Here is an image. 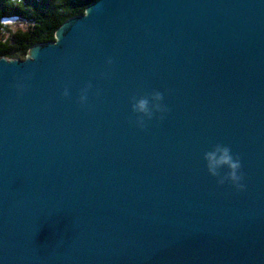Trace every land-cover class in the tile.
Listing matches in <instances>:
<instances>
[{
	"label": "water",
	"instance_id": "water-1",
	"mask_svg": "<svg viewBox=\"0 0 264 264\" xmlns=\"http://www.w3.org/2000/svg\"><path fill=\"white\" fill-rule=\"evenodd\" d=\"M0 264H264V0H95L1 57Z\"/></svg>",
	"mask_w": 264,
	"mask_h": 264
},
{
	"label": "trees",
	"instance_id": "trees-1",
	"mask_svg": "<svg viewBox=\"0 0 264 264\" xmlns=\"http://www.w3.org/2000/svg\"><path fill=\"white\" fill-rule=\"evenodd\" d=\"M95 0H0V58L25 59L30 48L56 39L57 29L68 19L84 14ZM26 27L13 29L9 20Z\"/></svg>",
	"mask_w": 264,
	"mask_h": 264
},
{
	"label": "clouds",
	"instance_id": "clouds-1",
	"mask_svg": "<svg viewBox=\"0 0 264 264\" xmlns=\"http://www.w3.org/2000/svg\"><path fill=\"white\" fill-rule=\"evenodd\" d=\"M108 64H112V60L109 58ZM92 87L88 84L81 90L80 103L83 105L88 100V91ZM65 96L70 94L69 89L65 88ZM164 94L160 91H153L149 95L133 96L131 98V110L136 114V126L139 128H145L147 122L153 120L159 114L162 119L164 114L168 111L165 105ZM204 161L206 162V168L208 173L217 178V183L224 185L230 183L237 190L244 191L247 185L243 182L244 175L241 171V160L237 155H234L232 149L221 143L214 144L209 150L203 154Z\"/></svg>",
	"mask_w": 264,
	"mask_h": 264
},
{
	"label": "rangeland",
	"instance_id": "rangeland-1",
	"mask_svg": "<svg viewBox=\"0 0 264 264\" xmlns=\"http://www.w3.org/2000/svg\"><path fill=\"white\" fill-rule=\"evenodd\" d=\"M7 24L12 27L13 29L19 28V27H26L27 23L22 20H9Z\"/></svg>",
	"mask_w": 264,
	"mask_h": 264
}]
</instances>
